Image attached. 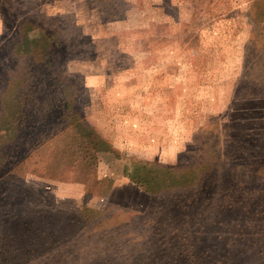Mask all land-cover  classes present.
Instances as JSON below:
<instances>
[{
	"label": "rangeland",
	"instance_id": "obj_1",
	"mask_svg": "<svg viewBox=\"0 0 264 264\" xmlns=\"http://www.w3.org/2000/svg\"><path fill=\"white\" fill-rule=\"evenodd\" d=\"M0 264H264V0H0Z\"/></svg>",
	"mask_w": 264,
	"mask_h": 264
},
{
	"label": "trees",
	"instance_id": "obj_2",
	"mask_svg": "<svg viewBox=\"0 0 264 264\" xmlns=\"http://www.w3.org/2000/svg\"><path fill=\"white\" fill-rule=\"evenodd\" d=\"M27 29H29V28H28V27H26V28H25V30L27 31ZM28 40H30V38H28ZM50 47H51V46H50V44H49V45H47L46 47H44V49H45V52H46V53H45V55H48V51H49ZM99 138H100V137H99Z\"/></svg>",
	"mask_w": 264,
	"mask_h": 264
}]
</instances>
